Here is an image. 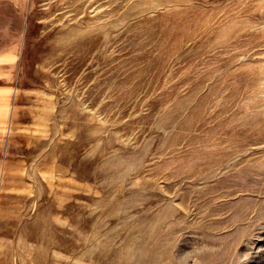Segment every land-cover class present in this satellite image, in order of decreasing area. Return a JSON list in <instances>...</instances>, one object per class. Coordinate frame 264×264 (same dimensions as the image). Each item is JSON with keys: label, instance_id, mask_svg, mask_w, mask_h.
Listing matches in <instances>:
<instances>
[{"label": "rangeland", "instance_id": "rangeland-1", "mask_svg": "<svg viewBox=\"0 0 264 264\" xmlns=\"http://www.w3.org/2000/svg\"><path fill=\"white\" fill-rule=\"evenodd\" d=\"M0 264H264V0H0Z\"/></svg>", "mask_w": 264, "mask_h": 264}]
</instances>
